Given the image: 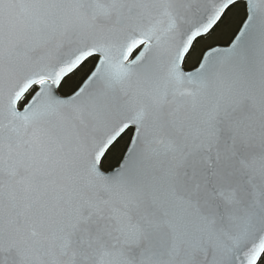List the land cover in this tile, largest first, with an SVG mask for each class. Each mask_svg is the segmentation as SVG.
<instances>
[{
    "label": "snow or ice",
    "instance_id": "snow-or-ice-1",
    "mask_svg": "<svg viewBox=\"0 0 264 264\" xmlns=\"http://www.w3.org/2000/svg\"><path fill=\"white\" fill-rule=\"evenodd\" d=\"M0 264H264V0H0Z\"/></svg>",
    "mask_w": 264,
    "mask_h": 264
}]
</instances>
